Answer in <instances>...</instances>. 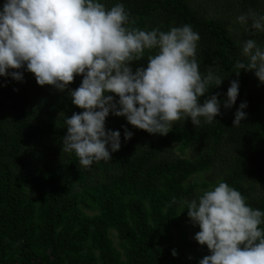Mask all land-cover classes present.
<instances>
[{
    "label": "trees",
    "instance_id": "1",
    "mask_svg": "<svg viewBox=\"0 0 264 264\" xmlns=\"http://www.w3.org/2000/svg\"><path fill=\"white\" fill-rule=\"evenodd\" d=\"M233 1L225 12L264 14V0ZM97 2L107 9L122 3L142 30L191 25L200 35V71L211 67L224 77L199 102L218 92L223 114L211 124L201 118L198 127L182 117L160 135L110 112L105 127L121 132V147L111 161L83 168L75 153L62 152L67 116L83 111L68 89L40 86L26 67L18 70L22 81L0 76V264H199L210 252L181 227L179 217L188 211L183 201L224 181L264 212V83L254 71L234 73L236 61L243 60L238 42L252 38V31L239 29L226 14H209L194 0ZM255 39L264 48V33ZM155 51L145 50L133 70L146 67ZM82 78L76 75L69 89L78 88ZM232 80L239 81V94L225 109ZM245 101L247 116L233 127ZM122 126L133 133L127 141Z\"/></svg>",
    "mask_w": 264,
    "mask_h": 264
},
{
    "label": "clouds",
    "instance_id": "2",
    "mask_svg": "<svg viewBox=\"0 0 264 264\" xmlns=\"http://www.w3.org/2000/svg\"><path fill=\"white\" fill-rule=\"evenodd\" d=\"M236 20L246 32L252 30V38L238 42L243 60L236 61L234 73L238 77L241 69L254 71L264 83V48L254 38L264 33V15L250 9ZM133 25L122 3L107 9L97 0H5L0 10V76L22 81L18 70L26 67L40 86L68 89L72 103L83 111L67 116L62 152L75 153L83 168L111 161V154L121 147V132L105 127L110 112L160 135H167L172 122L182 117H190L198 127L201 118L211 124L223 114L220 93L199 102L224 77L211 67L206 73L200 71V35L191 25L167 32ZM153 49L147 66L133 70L132 62ZM76 75H82V82L69 89ZM238 94L239 81H230L225 109L235 104ZM246 107V101L240 103L233 127L246 118ZM132 135L124 127L125 141ZM183 203L191 224L200 229L194 239L210 252L199 264H264V228L260 227L264 212L246 204L240 191L220 181ZM177 254L173 249L172 255Z\"/></svg>",
    "mask_w": 264,
    "mask_h": 264
},
{
    "label": "rangeland",
    "instance_id": "3",
    "mask_svg": "<svg viewBox=\"0 0 264 264\" xmlns=\"http://www.w3.org/2000/svg\"><path fill=\"white\" fill-rule=\"evenodd\" d=\"M196 3L200 4L201 6H203L207 12L209 14L211 13H215L216 11L217 12H220V13H223V15H228V16H231L232 20H236V18L241 15V14H244L245 12L241 11L239 15H237V12L236 9L235 11L234 10H231L229 9L228 12H225L227 11V7L228 6H233L234 5V1L233 0H194ZM261 15H264L263 13H259ZM237 21V20H236ZM238 28L239 29H244L245 30V27L240 25L238 22ZM249 31H252L251 29H249ZM256 37H259L261 38L262 37V33H257L255 38ZM179 222L181 224V227L186 230L188 232V236L189 238L192 240V241H196L194 239V236H195V233L198 232V229L193 226L187 216L186 213L180 215L179 217ZM110 236L113 240V243L118 246V237L116 236V232L114 230H111L110 231Z\"/></svg>",
    "mask_w": 264,
    "mask_h": 264
}]
</instances>
